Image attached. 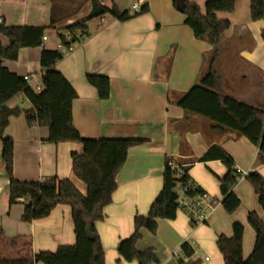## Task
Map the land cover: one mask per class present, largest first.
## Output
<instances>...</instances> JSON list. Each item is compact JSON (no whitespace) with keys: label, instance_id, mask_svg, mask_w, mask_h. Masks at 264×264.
<instances>
[{"label":"crops","instance_id":"crops-1","mask_svg":"<svg viewBox=\"0 0 264 264\" xmlns=\"http://www.w3.org/2000/svg\"><path fill=\"white\" fill-rule=\"evenodd\" d=\"M204 12L208 0H190ZM252 0H236L232 13L219 12L221 20L230 22L224 33L214 69L220 76L224 95L241 102L264 107V21H253ZM102 5L119 11L137 12L145 3L149 12L119 21L111 16L90 20V36L74 45V50L56 65L76 90L72 106L73 123L84 138H135L144 142L128 151L126 163L119 170L117 189L112 202L104 208V219L96 223L105 250V264H138L118 262L117 246L134 231V217L148 213L159 194L167 159L189 168L193 182L204 193L219 201L206 222L193 225L190 217L178 211L174 220H158L155 234L141 230L136 243L139 251L152 249L159 259L151 264H180L182 245L190 239L194 254L185 262L224 264L216 240L219 235H232L235 221L244 225L243 257L247 259L255 244V231L248 223L249 212L264 220L253 186L239 181L234 192L240 198L238 209L230 214L221 204L220 181L228 172L220 160L202 162L201 157L213 145L222 147L232 158L234 167L259 172L264 177V164L259 150L246 137L223 130L200 116L178 106L179 99L194 87L207 72L213 47L207 38L195 37L185 24L186 15L171 0H136L124 5L119 0H101ZM92 10V0H0V23L10 26L49 27L41 47L22 48L16 60H3V65L19 76L42 78L40 57L43 48L57 49V29L85 19ZM0 42L8 39L0 33ZM87 74L105 75L110 79V97L101 100ZM7 106L18 109L9 119L5 135L14 141L13 175L19 181L44 180L58 176L73 183L72 153L83 152L80 142L51 143L46 126H29L24 111L30 108L23 94ZM0 140V227L9 237L31 235L34 253L54 252L61 245L76 242L71 208L58 205L48 217L26 223L22 220L25 203L9 201V178L1 157ZM77 179V178H76ZM80 181V180H79ZM75 185V183H74ZM85 185V184H84ZM83 194L85 186L75 185ZM43 264V263H36Z\"/></svg>","mask_w":264,"mask_h":264},{"label":"trees","instance_id":"trees-1","mask_svg":"<svg viewBox=\"0 0 264 264\" xmlns=\"http://www.w3.org/2000/svg\"><path fill=\"white\" fill-rule=\"evenodd\" d=\"M173 6L186 15L185 24L195 37L207 38L213 47L207 72L179 101L183 110L213 122L217 128L236 132L246 137L259 150L258 160L264 164V107H256L224 95L220 90V76L214 69L219 46L230 22L221 20L217 13H232L236 0H208L202 9L190 0H171ZM149 5L130 14L129 10L119 11L113 4L111 8L102 5L101 0H92L90 14L80 21L58 28L60 44L68 49L90 36L87 23L106 15L123 22L130 18L149 12ZM250 15L253 21H264V0H252ZM56 21L52 18L49 27L44 26H10L0 23V33L8 41V46L0 42V140L2 142V160L9 178L10 204L24 199L25 208L22 220L31 223L46 218L58 205L71 208L76 242L73 245H61L56 251L34 253L31 235L9 237L0 227V264H105V250L101 243L96 223L104 219V208L112 202L117 189L116 176L126 163L131 147L140 145L142 139L135 138H84L74 126L72 106L78 94L70 82L56 68L65 55L59 49L43 48L40 66L43 70L42 88L37 91L24 79L11 72L3 65V60L18 59L22 48L41 47L46 31L52 29ZM264 39V28L262 30ZM87 82L96 88L98 97L107 100L110 97V79L105 75L87 74ZM23 94L30 103L24 111L29 126H46L49 130L48 141L51 143L80 142L83 152L72 153V170L74 176L86 185L83 194L68 178L53 176L44 180L19 181L13 175L14 141L5 135L9 119L18 115V109H10L7 103ZM222 161L228 172L220 181L221 204L226 212L234 213L241 204L234 192L239 175L232 158L220 146L213 145L201 157L200 161ZM172 163L176 164L175 167ZM254 188L259 204L264 212V177L257 171L245 178ZM162 188L145 215L134 217L133 233L122 239L118 246V262L121 260L138 264L158 263L159 259L152 249L139 251L136 243L141 239V230L146 229L155 234L158 220H174L179 211L178 186L185 188V196L195 198L204 191L192 181L189 168L181 163L167 159L162 174ZM248 223L255 231V244L247 259L243 257L244 225L235 221L232 235H219L216 245L224 264H264V220L257 212L248 214ZM180 264L191 258L194 250L186 243L181 247ZM192 264H200L197 260Z\"/></svg>","mask_w":264,"mask_h":264},{"label":"built area","instance_id":"built-area-1","mask_svg":"<svg viewBox=\"0 0 264 264\" xmlns=\"http://www.w3.org/2000/svg\"><path fill=\"white\" fill-rule=\"evenodd\" d=\"M133 8L135 10H139V4H134ZM101 21H104L105 18H100ZM85 38H83L84 40ZM59 49L64 53L65 56H67L69 53H71L74 50V45L70 46L68 49L62 46V44L59 45ZM24 79L28 82L29 85H31L33 88H35L37 91H40L42 88L41 79L35 78L33 75H26L24 76ZM172 166L175 167L176 164L172 163ZM236 172L239 175L238 182L242 181L246 178V176L249 174L248 171H243L240 168H236ZM178 192H179V199H178V205L179 210L186 213L192 222L193 225H199L206 222L209 214L214 210V208L219 204V201L214 199L212 196H210L207 193L198 194L195 198H188L185 196V188L182 186H178ZM186 244H188L193 250L194 247L192 246V243L190 239H187L185 241Z\"/></svg>","mask_w":264,"mask_h":264},{"label":"rangeland","instance_id":"rangeland-1","mask_svg":"<svg viewBox=\"0 0 264 264\" xmlns=\"http://www.w3.org/2000/svg\"><path fill=\"white\" fill-rule=\"evenodd\" d=\"M120 3L124 4V5H127V4H132L133 2H135L136 0H119ZM217 61V58L215 60V63ZM215 63H214V66H215ZM75 180V185L77 186H85L83 182L79 181L78 179H74Z\"/></svg>","mask_w":264,"mask_h":264}]
</instances>
